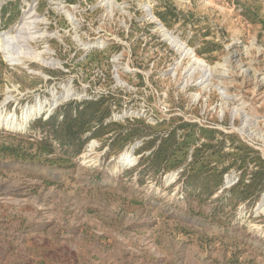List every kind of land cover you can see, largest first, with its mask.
I'll use <instances>...</instances> for the list:
<instances>
[{"label":"rangeland","instance_id":"obj_1","mask_svg":"<svg viewBox=\"0 0 264 264\" xmlns=\"http://www.w3.org/2000/svg\"><path fill=\"white\" fill-rule=\"evenodd\" d=\"M0 116V264H264V0H0Z\"/></svg>","mask_w":264,"mask_h":264},{"label":"bare ground","instance_id":"obj_2","mask_svg":"<svg viewBox=\"0 0 264 264\" xmlns=\"http://www.w3.org/2000/svg\"><path fill=\"white\" fill-rule=\"evenodd\" d=\"M112 2L110 1V2H108L105 6L107 7L108 6V8H110L109 7V5L111 4ZM144 9L147 11V13H149V11H150V9H149V6H145L144 7ZM149 21H151V23H158V25L160 26V28L161 29H159V32H160V34H162L163 35V37H165V38H167L168 39V41H170V42H172V43H174L175 42V40H173V37H170V34H169V31H168V29L166 28V26L165 25H163V23H160L159 21H158V19L155 17V15H154V13L153 12H151V13H149ZM33 17V16H32ZM15 28L17 29V31H19L20 30V32H19V34H21V33H23L24 31H28V30H30L29 29V27H28V21H22V23H20V24H18V25H16L15 26ZM36 30H38V29H36ZM47 30V29H46ZM44 31V30H43ZM35 32V31H34ZM29 34H31V33H29ZM26 35V34H25ZM41 35H43V34H41ZM2 36H6V35H2ZM27 36V35H26ZM35 36V35H34ZM50 36H54V35H50ZM30 38V37H29ZM11 39H16V37H14V36H6L5 38H4V40H3V42L5 43V45H6V43H8L9 42V40H11ZM43 39V38H42ZM177 39V38H176ZM16 44V43H15ZM9 53V52H8ZM9 55V54H8ZM36 55L37 56H35L34 57V59H46L44 56L46 55V53H36ZM191 55V54H190ZM13 56V55H12ZM48 56V55H47ZM50 56V55H49ZM195 63H202L203 62V60L200 58V57H198V55L196 54L195 56ZM23 59V58H22ZM20 60V59H19ZM19 60H17L16 58H14V59H12V61L14 62V64H17L18 65V62H20ZM22 61V60H21ZM28 61V60H27ZM25 62V61H24ZM33 62V61H32ZM39 64V63H38ZM55 64V63H54ZM201 65V64H200ZM42 66V65H41ZM47 68V67H46ZM57 69H59V68H57ZM207 69V68H206ZM41 106H39V103H35L34 105H32L31 107H28V108H24V115H29V114H32L33 112H38V111H41ZM13 116H11L9 119L7 118V117H3L2 118V116H0V122H3V123H5V122H7V123H9V121H10V119H13L12 118ZM16 129V131H18V130H21V127L20 126H18L17 128H15ZM129 153L128 152H126L124 155H128Z\"/></svg>","mask_w":264,"mask_h":264}]
</instances>
